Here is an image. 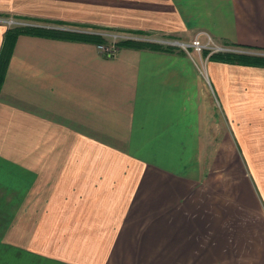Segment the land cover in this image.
<instances>
[{
  "label": "crops",
  "instance_id": "obj_1",
  "mask_svg": "<svg viewBox=\"0 0 264 264\" xmlns=\"http://www.w3.org/2000/svg\"><path fill=\"white\" fill-rule=\"evenodd\" d=\"M6 16L207 31L264 55V0H0ZM96 44L16 40L0 90V264H264V66L209 58L206 77L195 53Z\"/></svg>",
  "mask_w": 264,
  "mask_h": 264
},
{
  "label": "built area",
  "instance_id": "obj_2",
  "mask_svg": "<svg viewBox=\"0 0 264 264\" xmlns=\"http://www.w3.org/2000/svg\"><path fill=\"white\" fill-rule=\"evenodd\" d=\"M10 19H1V22L9 23V26L12 23H18L20 25H29L30 23H22L15 21L13 17H9ZM16 19V18H15ZM32 25V24H31ZM57 28L55 26H52ZM114 31V30H113ZM135 31H118V32H101V31H94L91 29L85 30L88 34H98L103 37L104 41L97 43L98 50L107 57H115L120 51V42L122 41H131L137 43H150L162 46L164 48H176L185 51L188 55L193 57V54H197L202 57L200 59V63L202 65V73L206 75L207 73L204 69L205 64L210 56L214 53H222V52H237V53H246L247 51L240 50L239 47H232L229 45H225L223 43L217 42L214 37L207 31H199L197 32L193 38L189 41L158 35L154 33L148 32H136ZM207 51V53H206ZM203 56L206 59H203Z\"/></svg>",
  "mask_w": 264,
  "mask_h": 264
},
{
  "label": "trees",
  "instance_id": "obj_3",
  "mask_svg": "<svg viewBox=\"0 0 264 264\" xmlns=\"http://www.w3.org/2000/svg\"><path fill=\"white\" fill-rule=\"evenodd\" d=\"M9 17V16H6ZM16 19H26V20H34V21H46L52 22L56 24H68L66 21H47L42 19H35L24 16H15ZM112 30V29H110ZM143 33L144 31H136ZM145 33V32H144ZM21 34H32V35H42L56 38H85L89 40H93L96 43L104 41L103 37L98 34H85L74 31H67L61 28L54 27H45L41 25H26V26H14L9 27L6 31L4 42L0 51V90L4 83L6 77V71L8 68L9 61L11 59L16 40ZM146 43H137L131 41H122L120 42V46H140ZM149 45H155L150 44ZM207 53V51H206ZM210 59L220 60L229 63H239V64H249L255 66H264V55L258 54H249V53H237V52H222V53H214L210 56Z\"/></svg>",
  "mask_w": 264,
  "mask_h": 264
},
{
  "label": "rangeland",
  "instance_id": "obj_4",
  "mask_svg": "<svg viewBox=\"0 0 264 264\" xmlns=\"http://www.w3.org/2000/svg\"><path fill=\"white\" fill-rule=\"evenodd\" d=\"M8 19H10V18H8ZM15 21H18V22H22V23H30L29 25H41V26H45V27H52V26H55V27H57V28H63V29H65V28H71L72 26H69V25H65V24H63V25H61V24H56V23H52V22H46V21H34V20H26V19H15V18H13ZM2 23H5L8 27H14V26H19L20 24H18V23H12L10 26H9V23H7V22H2ZM23 26H26V25H23ZM88 30V29H87ZM93 30H96V31H101V32H109V33H111V32H118V31H120V30H114V31H112V30H102V29H93Z\"/></svg>",
  "mask_w": 264,
  "mask_h": 264
}]
</instances>
